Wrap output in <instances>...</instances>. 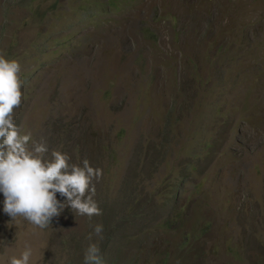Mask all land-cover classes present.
<instances>
[{
  "label": "rangeland",
  "instance_id": "1",
  "mask_svg": "<svg viewBox=\"0 0 264 264\" xmlns=\"http://www.w3.org/2000/svg\"><path fill=\"white\" fill-rule=\"evenodd\" d=\"M0 55L21 134L102 170L91 220L0 193V264H83L96 224L104 264H264V0H0Z\"/></svg>",
  "mask_w": 264,
  "mask_h": 264
},
{
  "label": "clouds",
  "instance_id": "2",
  "mask_svg": "<svg viewBox=\"0 0 264 264\" xmlns=\"http://www.w3.org/2000/svg\"><path fill=\"white\" fill-rule=\"evenodd\" d=\"M21 66L16 60L0 55V193L4 196L3 211L12 220L18 217L45 229L67 207L75 216L89 220L102 215L94 200L95 183L102 170L93 168L87 159L80 164L69 163L66 153L49 149L41 139L21 134L14 121V110L22 102ZM31 141V147L29 143ZM57 193L64 202L57 199ZM87 239L83 264H104L100 247L91 242L93 236L103 240V225L96 224ZM32 249L26 246L19 257L12 256L9 264H29Z\"/></svg>",
  "mask_w": 264,
  "mask_h": 264
}]
</instances>
